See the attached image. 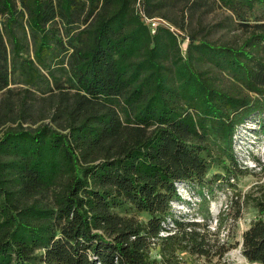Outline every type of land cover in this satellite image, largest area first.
Instances as JSON below:
<instances>
[{
    "label": "trees",
    "instance_id": "16d2710c",
    "mask_svg": "<svg viewBox=\"0 0 264 264\" xmlns=\"http://www.w3.org/2000/svg\"><path fill=\"white\" fill-rule=\"evenodd\" d=\"M211 6L228 13L205 23ZM253 115L264 132V0H0V264L221 259L240 193L214 231L172 202L205 177L202 152L213 180L246 173L233 137ZM242 197L241 252L264 264V196Z\"/></svg>",
    "mask_w": 264,
    "mask_h": 264
},
{
    "label": "rangeland",
    "instance_id": "374dc122",
    "mask_svg": "<svg viewBox=\"0 0 264 264\" xmlns=\"http://www.w3.org/2000/svg\"><path fill=\"white\" fill-rule=\"evenodd\" d=\"M259 5L257 10H259ZM256 10V11H257ZM228 13L217 6H211L202 11V19L205 23H213ZM198 15V14H197ZM180 46L185 52L188 39L184 37L185 32H179ZM233 35L229 29H216L210 34L212 39H227ZM257 116H251L243 124L238 126L234 137V153L238 162L247 168L243 175L231 178L233 186H229L222 179L213 180V174L223 173L222 164L219 160L207 158L205 153L201 155L208 161V170L205 177L200 182L180 183L178 191L180 199L172 202V208L175 215L183 214L186 217L198 221H208L211 231L216 227V219L220 212L229 202L230 195L233 192L240 193V215L233 220L230 214L224 215L223 224L219 231V237L226 239L227 232L232 231L229 236L230 241L241 240L242 232L249 226L250 222L256 218L257 210L251 202L244 203L242 195L250 193L253 196H264V132L260 131L257 125ZM117 210L122 214H132L133 209L128 204H121ZM135 215L145 220L148 214L145 212H135ZM238 243V245H239ZM235 246L230 248L221 259L213 258L212 261H206L203 257H193L186 252L181 253L183 261L180 264H246L235 261L230 253ZM152 255H157V247L151 250Z\"/></svg>",
    "mask_w": 264,
    "mask_h": 264
},
{
    "label": "bare ground",
    "instance_id": "6f19581e",
    "mask_svg": "<svg viewBox=\"0 0 264 264\" xmlns=\"http://www.w3.org/2000/svg\"><path fill=\"white\" fill-rule=\"evenodd\" d=\"M231 257L239 262V263H246V264H260L257 261H249L248 259H246V257L242 254L241 250L239 249H234L231 253H230Z\"/></svg>",
    "mask_w": 264,
    "mask_h": 264
},
{
    "label": "built area",
    "instance_id": "2783aa9c",
    "mask_svg": "<svg viewBox=\"0 0 264 264\" xmlns=\"http://www.w3.org/2000/svg\"><path fill=\"white\" fill-rule=\"evenodd\" d=\"M144 19L149 24L152 32H154L155 27H156L157 24H166L165 21H163L161 19H158V18H147V17H144ZM170 29H172V28L170 27Z\"/></svg>",
    "mask_w": 264,
    "mask_h": 264
},
{
    "label": "water",
    "instance_id": "95a60500",
    "mask_svg": "<svg viewBox=\"0 0 264 264\" xmlns=\"http://www.w3.org/2000/svg\"><path fill=\"white\" fill-rule=\"evenodd\" d=\"M241 240H240V243H239V245H238V247H239V250H241Z\"/></svg>",
    "mask_w": 264,
    "mask_h": 264
}]
</instances>
